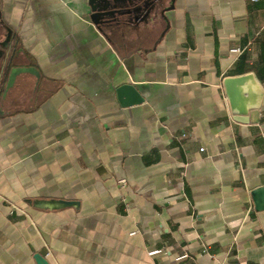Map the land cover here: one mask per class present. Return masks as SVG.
I'll use <instances>...</instances> for the list:
<instances>
[{
  "label": "crops",
  "instance_id": "crops-1",
  "mask_svg": "<svg viewBox=\"0 0 264 264\" xmlns=\"http://www.w3.org/2000/svg\"><path fill=\"white\" fill-rule=\"evenodd\" d=\"M107 9L0 0V264H264V100L236 121L223 86L264 87V1Z\"/></svg>",
  "mask_w": 264,
  "mask_h": 264
},
{
  "label": "water",
  "instance_id": "water-1",
  "mask_svg": "<svg viewBox=\"0 0 264 264\" xmlns=\"http://www.w3.org/2000/svg\"><path fill=\"white\" fill-rule=\"evenodd\" d=\"M100 2L104 5L103 9L99 6ZM109 2L110 0H89L94 20L97 21L113 12L107 9ZM11 38L12 35L9 36V41ZM4 47L8 49L9 45H4ZM16 52V50H12L10 56L7 50L4 52L3 57L5 58V75L7 80L5 89L13 85L19 73L35 70L31 66L16 65L13 63L17 55ZM223 86L233 119L242 123H249L251 121V111L259 109L264 100V87L256 75L253 72H247L240 75L226 76L223 79ZM117 94L121 102L125 105L143 101L137 85L130 82H124L119 85L117 87ZM251 196L255 209L258 211L264 210V185L252 189ZM60 203L64 204V202ZM35 258L38 264H50L49 260L40 253H37Z\"/></svg>",
  "mask_w": 264,
  "mask_h": 264
},
{
  "label": "built area",
  "instance_id": "built-area-1",
  "mask_svg": "<svg viewBox=\"0 0 264 264\" xmlns=\"http://www.w3.org/2000/svg\"><path fill=\"white\" fill-rule=\"evenodd\" d=\"M253 1H264V0H253ZM243 51H244V49L242 47H234V48H232V52H235V53H238V54H241ZM121 183L123 185H125V183H126L125 179H121ZM50 253H51V251L48 250L47 254H50ZM231 264H245V263L238 261V262L231 263Z\"/></svg>",
  "mask_w": 264,
  "mask_h": 264
}]
</instances>
